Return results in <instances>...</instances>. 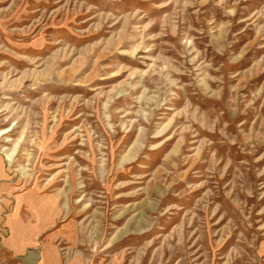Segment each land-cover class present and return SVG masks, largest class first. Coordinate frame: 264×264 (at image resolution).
<instances>
[{"label":"rangeland","instance_id":"obj_1","mask_svg":"<svg viewBox=\"0 0 264 264\" xmlns=\"http://www.w3.org/2000/svg\"><path fill=\"white\" fill-rule=\"evenodd\" d=\"M0 264H264V0H0Z\"/></svg>","mask_w":264,"mask_h":264},{"label":"bare ground","instance_id":"obj_2","mask_svg":"<svg viewBox=\"0 0 264 264\" xmlns=\"http://www.w3.org/2000/svg\"><path fill=\"white\" fill-rule=\"evenodd\" d=\"M9 130H10V129H9ZM9 130L4 131L3 133H7ZM11 156H12V154H7V158H8V160H10V161H11Z\"/></svg>","mask_w":264,"mask_h":264}]
</instances>
